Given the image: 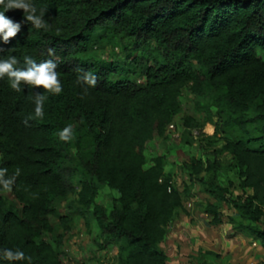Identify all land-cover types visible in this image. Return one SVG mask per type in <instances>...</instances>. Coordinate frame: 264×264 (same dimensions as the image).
<instances>
[{"label":"trees","instance_id":"trees-1","mask_svg":"<svg viewBox=\"0 0 264 264\" xmlns=\"http://www.w3.org/2000/svg\"><path fill=\"white\" fill-rule=\"evenodd\" d=\"M32 3L38 10L46 9L47 30L26 22L22 9L6 11L21 22V29L8 44L0 42V58L14 55L20 68L25 67V56L37 63L56 60L63 91L54 95L42 85L22 83L17 92L6 77L0 79V168H6L8 176L20 169L12 191L0 190V249H19L26 256L14 262L0 259V264H62L43 233L53 231L50 215L65 220L56 202L73 191L68 178L72 140L62 141L58 133L72 128L75 119L90 136L77 206L93 216L107 242L124 253L122 264H167L158 244L182 205V192L172 184L162 155L146 165L144 148L154 136L164 135L181 111L180 96L187 83L195 95L217 94L220 115L214 133L228 135L218 152L230 156L241 189L251 194L233 195L214 176L205 181V191L234 208L236 226L264 249V0ZM105 28L123 33L133 48H150V63L142 64L136 55L130 61L133 70L139 69L142 84L124 73L125 62L103 64L83 56ZM83 72L95 74L94 87L77 83ZM114 73L118 77L113 78ZM36 92L47 96L45 115L25 125L24 119L34 114ZM182 119L186 134L192 136L193 129L202 134L194 117ZM192 163L191 174L206 170L201 160ZM94 180L118 192L112 210L96 203ZM218 207L211 201L205 205L213 225L222 222Z\"/></svg>","mask_w":264,"mask_h":264},{"label":"rangeland","instance_id":"rangeland-1","mask_svg":"<svg viewBox=\"0 0 264 264\" xmlns=\"http://www.w3.org/2000/svg\"><path fill=\"white\" fill-rule=\"evenodd\" d=\"M96 36L83 56L103 64L125 62L128 69L124 73L142 84L137 73L139 69L133 70L130 61L136 55L145 64L150 48L147 45L133 48L130 38L106 28ZM112 76L116 78L118 74ZM216 96L211 91L195 95L187 83L180 96L181 111L173 117L165 134L154 136L144 148L146 165L151 164L153 157L162 155L172 184L182 192V205L164 227L163 239L158 244L166 255L167 264H264L262 245L236 226L239 218L235 209L205 191V181L214 176L216 183L233 195L251 194L250 190L241 189L238 170L230 156L218 152L228 135L214 133L220 115ZM183 116L194 117L201 125L202 134L195 129L192 136L186 134ZM71 140L68 178L73 191L65 200L56 202L58 212L65 220L63 223L57 216L50 215L48 220L53 231H45L43 238L55 247L62 264H122L124 253L116 244L107 242V236L99 229L95 218L82 212L75 202L78 182L87 172L84 162L89 161L90 144L89 132L79 119L72 123ZM193 159L201 160L206 170L191 174ZM94 183L97 186L96 203L112 210L117 205L118 192L107 184L96 180ZM4 193L12 198L9 192ZM209 201L219 205L222 222L218 225L211 224L212 215L205 209ZM262 222L258 225L262 226Z\"/></svg>","mask_w":264,"mask_h":264},{"label":"clouds","instance_id":"clouds-1","mask_svg":"<svg viewBox=\"0 0 264 264\" xmlns=\"http://www.w3.org/2000/svg\"><path fill=\"white\" fill-rule=\"evenodd\" d=\"M0 42L8 44L9 38L16 36L21 29V22L14 21L12 18L5 15V12L10 9H22L26 22H30L35 29L47 30L48 23L44 19L46 9H37L32 3V0H0ZM4 52L0 46V53ZM18 60L14 55L8 58H0V79L7 78L11 89L21 91V84L31 86H43L47 92L59 95L63 91V86L57 72V61L47 59L37 63L31 56L24 57L25 67H16ZM77 83L83 86L94 87L96 85V76L92 72H83L77 76ZM87 91V87H84ZM34 114L29 115L23 121L28 125L29 120L42 119L45 115L44 104L47 96L42 92H36L34 97ZM59 139L69 141L72 139V128L66 126L59 133ZM7 169L0 168V190L12 191L16 178L20 175V169L17 168L11 176L6 175ZM0 259H5L9 262L22 261L26 259L25 253L22 250L11 248L0 249Z\"/></svg>","mask_w":264,"mask_h":264}]
</instances>
